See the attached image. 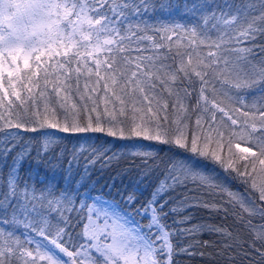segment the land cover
<instances>
[{
  "label": "snow or ice",
  "instance_id": "6c2138e0",
  "mask_svg": "<svg viewBox=\"0 0 264 264\" xmlns=\"http://www.w3.org/2000/svg\"><path fill=\"white\" fill-rule=\"evenodd\" d=\"M150 7H156L152 0H16L14 4L0 0V71L9 61L16 65L8 72L7 84L0 76V132L23 129L37 133L41 138L37 163H51L45 157L55 141L45 129L104 133L121 140L174 146L190 154L168 160L163 178L137 210L148 219L147 225L135 221L118 205H107L110 211L104 212L105 226L101 228L90 217L83 233L85 241L76 247L66 239L69 218L63 215L73 210L67 207L72 197L67 191L57 195L51 184L38 190L31 174L25 179L21 172L32 159L31 141L19 132L4 133L0 136V162L7 173L0 174V208L6 213L11 209V219L5 216L0 225L11 230L0 228V264H174V255L194 253L189 251L191 245L177 252L173 237L204 230L232 240L225 244L226 251L242 249L237 255L249 264H264V223L254 225L235 211L238 208L264 221V105L255 113L240 108L229 111L215 98L223 91L229 102L235 96V102L244 105L240 90L264 92V61L259 66L252 64L248 59L252 50L240 46L254 40L257 33L264 34V11L253 15L256 9L251 3L233 10L226 2V10L217 14L208 13L205 3L194 4L203 23L185 28L190 39L173 51L172 36L167 33L175 35L180 25L155 28L162 36L157 42L148 34L154 26L146 21L131 22L128 9L134 8L139 16L141 8L147 12ZM159 7L170 10L167 4ZM260 7L264 9V0ZM23 17L28 22L18 23ZM145 41L150 42L154 54H144L148 51ZM21 63L26 70L22 75ZM197 83L195 105L186 104L192 95L188 88ZM231 88L237 91L230 93ZM218 113L222 114L219 119ZM234 113L251 116L253 121L258 116L259 125L247 120L240 125ZM192 115H196L194 124ZM224 118L231 122V131H226L229 125ZM237 136L255 144L256 150L237 143L240 152L247 153L237 157L232 152L233 137ZM225 146L227 155L223 154ZM129 147V154L143 162L145 175L159 167L150 166L156 155L150 145L136 142ZM106 154L94 150L90 163ZM204 162L234 173L250 193L257 194L256 199L218 183ZM68 168L71 171V161ZM217 189L227 197L221 205L190 195H212ZM177 190H181L179 196L174 195ZM127 203L135 204L136 197L129 195ZM191 207L225 214L231 208L237 222L252 233L251 240L240 243L231 232L214 225L194 224L173 231L166 222L168 217H181L173 219V226L188 225L192 217L184 213ZM43 208L60 213V219L53 224L50 216L42 214ZM20 227L25 230L23 239L16 235ZM102 234L111 242L102 241Z\"/></svg>",
  "mask_w": 264,
  "mask_h": 264
},
{
  "label": "trees",
  "instance_id": "16d2710c",
  "mask_svg": "<svg viewBox=\"0 0 264 264\" xmlns=\"http://www.w3.org/2000/svg\"><path fill=\"white\" fill-rule=\"evenodd\" d=\"M139 3V0H136ZM156 5L155 8H149L147 12L143 8L140 9V14H135V9H128L131 22L133 24L139 21H146L148 25L154 26L150 28L148 34L154 35L157 42H161V34L155 33V28L169 27L174 28L176 25L181 27L176 28V34L169 32L167 35L172 36V47L175 51L181 43H186L190 39V33L185 32L184 29H191L194 25L202 24L201 13L193 9L194 4L205 3L207 5L206 11L211 13L215 11L219 14L225 9V3L235 6H243L251 3L255 6L256 11L253 15H258L260 11H264L260 7L261 0H152ZM167 4L170 6V10H161L160 5ZM187 6V7H186ZM195 12V14H193ZM143 27V24H141ZM210 27V25H209ZM211 35L215 38L217 33L214 31ZM168 43L167 40L163 41ZM145 48L148 49L145 55L154 54L153 49L150 47V42L145 41ZM240 46L248 47L252 51L248 55V59L252 64L259 66L260 61H264V34L257 33L256 37L252 41H244ZM205 53L208 49H202ZM45 57H41L43 61ZM51 61H49L50 63ZM5 69L0 71V76L3 77L5 84H7L8 72L14 71L16 65L11 61L6 63ZM36 62L32 61V70L35 69ZM21 75L24 70L21 63ZM13 79H15L13 77ZM215 87L219 90L221 85L215 84ZM199 83L194 87H189L188 91L192 95L185 100L186 104L195 105L196 99L199 94ZM237 90L230 89V93H235ZM3 95V93H0ZM239 95L245 99V104L240 105L235 102V96H233L232 102H229L228 98L223 95V91H220L215 98L222 102V106L231 111L233 108H240L241 112L248 111L255 113L257 109L264 105V92L256 88L242 89ZM256 105V107H252ZM238 119L240 125L244 124L247 120L249 124L255 122L259 125V118L253 121L251 116L244 117L240 113H234ZM222 114H217L219 119ZM196 115L191 116V120L194 124ZM224 120L229 125L226 131H231V122ZM2 124V122H0ZM52 134L54 143L51 145L48 155L45 157V161L51 160V163H37L36 152L40 149V145L37 143L41 138L37 133L25 132L23 129H3L0 132V136L7 132H19L20 135L26 141H31L32 146V159L26 161L21 175L27 179L28 174H31L34 178L37 189L44 187L47 184H51L54 187L55 193L59 195L61 192L67 191L68 195L72 197V204L67 207L73 209L72 211H64L63 215L69 218L68 227L66 229L68 242L71 246L78 247L81 243H84L85 238L83 236L85 225L89 223V218L93 221L102 222L105 216L102 209H95V198L101 197L103 199L112 201L115 205L119 206L120 210L127 212L135 221L141 225H147L148 219L141 217L137 214V210L144 205L151 195L154 187L159 179L163 178L165 165L170 158H184L190 154L183 152L174 146L161 145L156 142L149 141H129L121 140L118 137H109L104 133H63L57 129H45ZM260 136L261 133H257ZM228 137L225 136V142ZM143 143L150 145L155 152V159L150 161V166L159 165L150 175L144 174V164L140 158L132 157L129 153V146L133 143ZM243 145L244 147H251L256 150L255 144L251 143L247 139H240L238 136L233 137L232 152L239 157L245 155L237 149L236 144ZM94 150L99 152H105L106 156L97 160L94 164L90 163L93 158L92 153ZM223 154L227 155V146L223 149ZM15 155V153H13ZM75 157V159L73 158ZM112 157L109 161L108 158ZM71 161V171H69L68 165ZM8 163L11 164V157L8 159ZM204 167L217 178L218 183H222L223 186L229 188L232 191L244 194L246 197L250 196L252 199H256L255 193H250L244 184H242L239 178L235 177L234 173L225 172L223 168L218 165L204 162ZM259 167V165H257ZM87 169V171H85ZM7 168L3 167V163L0 162V174H6ZM43 181V183H41ZM30 184L32 180L28 181ZM181 190H177L174 195L179 196ZM39 195V191L37 192ZM134 195L136 197V203L129 205L127 203V197ZM190 195L197 196L201 200L215 201L218 205L223 204L227 199L219 193V190H213L212 195H208L206 192L201 194L199 192H192ZM171 207V204L169 205ZM167 211V209H165ZM237 214L242 215L244 220L251 219L254 225H260L264 223L258 216L249 217L247 213H243L240 209L235 210ZM42 214L48 215L52 218L53 224L60 219V213L51 211L50 209H41ZM184 215H191L192 219L188 225L173 226V219H180L181 217L169 216L167 223L172 226V230L175 231L177 227H190L194 224L214 225L226 229L232 233V236L240 243H245L251 240L252 233L245 227L242 222H237V219L233 216V210L228 209L227 214L223 211H212L204 207H191L188 208ZM7 216L11 219V209L4 211L0 208V219H4ZM0 228L11 230L8 225H0ZM25 230L23 227L16 229V235H21ZM70 238V239H69ZM102 241H105V236L101 237ZM108 238L105 242H109ZM172 243L176 246L178 252L179 248H185L191 245L189 249L193 255L186 253H179L174 255V264H249V262L242 258V249L236 248L231 252L225 250V244H231L232 240H226V237L218 235L214 232L204 230L202 232L193 235H176L172 239ZM202 254V255H201ZM230 256H235V259H229ZM65 259H67L65 257Z\"/></svg>",
  "mask_w": 264,
  "mask_h": 264
},
{
  "label": "rangeland",
  "instance_id": "374dc122",
  "mask_svg": "<svg viewBox=\"0 0 264 264\" xmlns=\"http://www.w3.org/2000/svg\"><path fill=\"white\" fill-rule=\"evenodd\" d=\"M15 2H16V0H15ZM4 15H7V13H4ZM25 22H28V18H27V17H23V18H21V19L18 20V23H21V24H22V23H25ZM6 65H7V64L4 65L3 69H5ZM240 147L243 148L244 146H243V145H240ZM237 149H239V148H237ZM239 150H240V149H239ZM128 151L130 152V148H129ZM243 154L247 155V153H243ZM94 202H95V204H94V208H95V209H99V208H101L103 214H104V212H105L106 210L110 211V209L107 208V205H115L112 201H109V200L103 199V198H101V197H97V198H95V201H94ZM105 202H106V203H105ZM122 212L127 213V212H125V211H123V210H122ZM127 214H128V213H127ZM105 220H106V218H105L104 220H102L101 223L98 222V221H96V224H98L101 228H103V227L105 226ZM108 223L110 224V223H111V220H108ZM102 236H103V234L101 235V237H102ZM110 242H111V240H109L108 243H110Z\"/></svg>",
  "mask_w": 264,
  "mask_h": 264
},
{
  "label": "clouds",
  "instance_id": "9594fccd",
  "mask_svg": "<svg viewBox=\"0 0 264 264\" xmlns=\"http://www.w3.org/2000/svg\"><path fill=\"white\" fill-rule=\"evenodd\" d=\"M8 2L14 4L15 0H8Z\"/></svg>",
  "mask_w": 264,
  "mask_h": 264
}]
</instances>
